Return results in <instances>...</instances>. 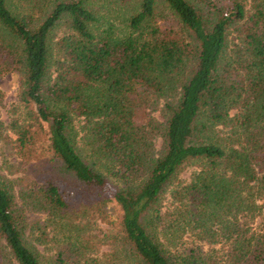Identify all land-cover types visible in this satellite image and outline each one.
<instances>
[{"label": "trees", "instance_id": "16d2710c", "mask_svg": "<svg viewBox=\"0 0 264 264\" xmlns=\"http://www.w3.org/2000/svg\"><path fill=\"white\" fill-rule=\"evenodd\" d=\"M190 1L115 0L121 17L98 0L39 13L38 0H0V79L18 76L25 110L8 124L14 149L87 191L90 219L113 230L44 254L16 209L17 179L0 174L2 263L264 264V0L250 13L220 0L208 14ZM160 5L175 29L159 27ZM61 22L68 32L53 41ZM56 179L29 196L47 218L69 208Z\"/></svg>", "mask_w": 264, "mask_h": 264}, {"label": "rangeland", "instance_id": "374dc122", "mask_svg": "<svg viewBox=\"0 0 264 264\" xmlns=\"http://www.w3.org/2000/svg\"><path fill=\"white\" fill-rule=\"evenodd\" d=\"M203 1H206L203 2ZM220 0H191L190 2L196 7L201 8L204 14H208L214 9L209 4H216L219 6ZM51 0H38V3L33 5V8H30L31 11L39 13L42 8L47 9L49 7ZM246 3V10L250 13L252 4L251 0H244ZM106 4V5H105ZM108 4V5H107ZM105 7L103 8V6ZM97 6L108 12H112L114 16H122L127 5H122L115 0H98ZM118 12V13H115ZM103 13V11H102ZM157 20L159 21V27L162 30L166 29H175L176 21L170 15L168 10L160 5L157 10ZM106 15V14H105ZM103 15L104 18L108 19L109 17ZM210 20L212 16H209ZM117 27H122L119 21L115 22ZM236 28H232L228 36V53L233 46L237 43L236 38ZM68 32L67 26L64 22H61V25L55 32L53 41L59 39L60 37L66 35ZM53 70V68H52ZM53 76V75H51ZM19 78L17 75H8L0 79V90L5 94L4 97V108L0 113V174L7 178V180H15L14 182V194H15V203L18 214L25 220V230L28 235L33 237H38V243L40 244L41 251L44 254L50 255L60 248H67L74 240V237L77 235L85 236L87 234L97 235L99 238L104 236L112 235L113 230L108 221L102 222L94 220L87 214L84 206L91 201V196L87 191H84L82 188L68 180L67 178L60 179L58 172L54 167L48 165H35L32 164L33 161L22 159L14 149V139L15 136L8 129V124L12 118L15 109H19L18 116L20 118L24 117L25 110H23V105L20 103L19 94L21 91L19 85ZM148 93V92H145ZM139 96L137 98V105L147 106L144 100H149L151 96H146L142 91H139ZM142 102V103H141ZM150 103V102H149ZM163 103L159 102L158 107H162ZM153 115L157 120L160 119L159 113L154 112ZM217 130L220 131L222 136H228V128L219 127ZM156 149L160 146V140L156 139ZM36 153V152H35ZM35 165V167H32ZM50 165H52L50 163ZM192 169H185L180 177L183 180L189 179ZM60 179V186L63 189V193L66 196V202L69 205L68 210L58 213L55 216H50L53 218H47L46 210L43 205H40L39 201L36 200L31 202L29 196L34 195L35 192L31 189H35L43 185V182L49 180ZM22 197L26 198H22ZM26 196V197H25ZM170 202L169 194L164 195L163 206H166ZM36 204V205H35ZM165 207H162L164 210ZM69 222L71 226L66 225ZM84 228V229H82ZM86 228V230H85ZM85 230V232H84ZM90 231V232H89ZM106 239H103L104 245H102L101 250H107ZM4 248V242L0 239V248ZM5 251H7L5 249ZM104 251V252H105ZM0 264H4L0 260ZM14 264V263H11Z\"/></svg>", "mask_w": 264, "mask_h": 264}]
</instances>
